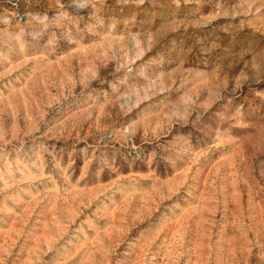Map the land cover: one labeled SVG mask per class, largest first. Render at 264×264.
<instances>
[{"label": "rangeland", "instance_id": "obj_1", "mask_svg": "<svg viewBox=\"0 0 264 264\" xmlns=\"http://www.w3.org/2000/svg\"><path fill=\"white\" fill-rule=\"evenodd\" d=\"M0 264H264V0H0Z\"/></svg>", "mask_w": 264, "mask_h": 264}]
</instances>
